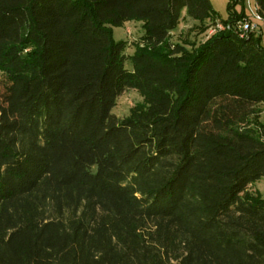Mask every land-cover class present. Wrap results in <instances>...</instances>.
<instances>
[{
	"label": "trees",
	"instance_id": "1",
	"mask_svg": "<svg viewBox=\"0 0 264 264\" xmlns=\"http://www.w3.org/2000/svg\"><path fill=\"white\" fill-rule=\"evenodd\" d=\"M183 8L200 33L225 28L172 40ZM227 10L0 0V264H264V197L247 190L264 176V123H248L264 45L236 29L244 0ZM127 20L132 54L112 34ZM127 88L143 102L120 119Z\"/></svg>",
	"mask_w": 264,
	"mask_h": 264
},
{
	"label": "rangeland",
	"instance_id": "2",
	"mask_svg": "<svg viewBox=\"0 0 264 264\" xmlns=\"http://www.w3.org/2000/svg\"><path fill=\"white\" fill-rule=\"evenodd\" d=\"M213 9L217 13V18L226 19L228 17L227 4L228 0H211ZM235 9L239 11L241 9V3H238L235 6ZM244 11L249 16L252 12L256 11L255 0H244ZM252 11V12H251ZM252 19V18H251ZM218 20V21H219ZM252 21H256L254 18ZM196 20L190 18L186 9L183 8L181 11V18L178 24L171 30V39L175 41H187L188 47H193L196 43L202 41L207 36V32H198V27H196ZM257 34L260 31H256ZM143 33L142 21L141 20H127L121 25L112 27V34L116 40H126L127 47L126 52L132 54L134 51V45L139 42L140 35ZM260 35V34H259ZM261 44L264 45V35H260ZM128 68L132 67V64L129 60L126 62ZM143 102V96L133 88L125 89L121 95L118 96L116 104L112 109V113L118 118L127 117L133 108H136L138 104ZM258 114L251 116L249 118V125L258 127V121L264 123V104H258ZM247 190L250 193L259 192L264 197V176H261L259 179L251 183Z\"/></svg>",
	"mask_w": 264,
	"mask_h": 264
},
{
	"label": "built area",
	"instance_id": "3",
	"mask_svg": "<svg viewBox=\"0 0 264 264\" xmlns=\"http://www.w3.org/2000/svg\"><path fill=\"white\" fill-rule=\"evenodd\" d=\"M252 12V11H251ZM254 18L256 21H264V18L259 15L256 11L251 13L249 15V18H244L238 22H236V29L240 36H243L245 32L255 29L256 25L252 21ZM225 28V25L221 22H216L214 25L210 26L207 30V34L211 35L212 33L223 30Z\"/></svg>",
	"mask_w": 264,
	"mask_h": 264
},
{
	"label": "crops",
	"instance_id": "4",
	"mask_svg": "<svg viewBox=\"0 0 264 264\" xmlns=\"http://www.w3.org/2000/svg\"><path fill=\"white\" fill-rule=\"evenodd\" d=\"M256 25L255 31H260V35H264V21H253Z\"/></svg>",
	"mask_w": 264,
	"mask_h": 264
}]
</instances>
